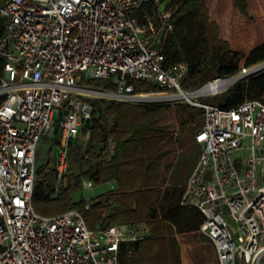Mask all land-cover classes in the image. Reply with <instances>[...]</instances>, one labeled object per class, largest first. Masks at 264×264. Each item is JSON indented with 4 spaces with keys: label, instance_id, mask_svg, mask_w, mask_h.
<instances>
[{
    "label": "built area",
    "instance_id": "2783aa9c",
    "mask_svg": "<svg viewBox=\"0 0 264 264\" xmlns=\"http://www.w3.org/2000/svg\"><path fill=\"white\" fill-rule=\"evenodd\" d=\"M179 10L176 0H0L7 21L0 41V264H120L122 242L150 236L146 223L92 230L80 211L43 216L32 205L41 141L58 128L57 197L72 145L95 117L93 100L202 109L194 137L201 153L182 205L202 214L199 233L219 264H264V96L233 108L200 101L260 74L264 61L185 90L188 64L164 65ZM92 80H109L114 89L88 85ZM133 81L159 91H137ZM94 187L83 181L84 191Z\"/></svg>",
    "mask_w": 264,
    "mask_h": 264
},
{
    "label": "trees",
    "instance_id": "16d2710c",
    "mask_svg": "<svg viewBox=\"0 0 264 264\" xmlns=\"http://www.w3.org/2000/svg\"><path fill=\"white\" fill-rule=\"evenodd\" d=\"M180 10L174 18L175 29L165 48V67L186 62L189 73L185 90L198 89L217 77H230L241 68L264 61V43L250 54L231 49L220 37L219 27L211 18L210 0H176ZM234 8L249 16L248 0H233ZM7 21L0 14V41L6 34ZM6 60L0 56V83ZM88 85L114 89L109 80H92ZM136 90L159 88L133 81ZM264 96V71L239 82L212 104L233 108L246 100ZM0 97V105L4 101ZM96 114L76 140L70 152L67 184L57 197L47 175L38 170L32 205L43 216H55L70 210L80 211L90 229L108 228L119 223L147 222L148 238L121 243L120 264H168L171 252L168 227L176 234L199 232L203 216L199 210L182 205L184 186H167L177 161L180 131L196 132L204 123L203 110L187 103L157 106L93 100ZM55 143L59 140V130ZM79 173L76 174L75 170ZM85 179L96 186L115 181L117 189L96 197L90 203L75 197ZM174 264H182L178 260Z\"/></svg>",
    "mask_w": 264,
    "mask_h": 264
},
{
    "label": "rangeland",
    "instance_id": "374dc122",
    "mask_svg": "<svg viewBox=\"0 0 264 264\" xmlns=\"http://www.w3.org/2000/svg\"><path fill=\"white\" fill-rule=\"evenodd\" d=\"M248 4L250 9L249 16H245L241 14L238 9L234 8L233 0L209 1L211 18L219 27L220 37L230 44L231 49L241 51L246 55L250 54L252 50L264 43V0H248ZM194 90L188 91L192 92ZM214 97L215 96L203 97L200 101L206 104H212ZM195 134L196 132L192 127H190V131L186 133L180 131L179 148L182 149V155L174 166L169 182H178L182 183V185L186 184L197 156L198 146L194 140ZM55 138H57V132L54 130L49 137L41 141L37 152V168L42 171V174L47 175L48 182L52 185L53 189L56 188V176L52 158ZM75 173L78 174L79 170L76 169ZM67 181L68 176L62 184L61 190L66 186ZM108 187L109 185L95 186L88 191H84L82 188L75 199L79 200L80 198H84L92 204V200L96 197L102 195V193L105 194L107 191L109 192L111 187ZM143 223H146L149 227L147 222ZM232 225L235 226V223L232 222ZM167 238L171 244L168 264H174L178 260L182 263V260L187 257L193 260H206L207 258L209 259V255L212 253L211 249L213 250L211 246L212 242L200 233L185 238H179L172 229L168 227ZM156 263L161 264L160 262Z\"/></svg>",
    "mask_w": 264,
    "mask_h": 264
},
{
    "label": "crops",
    "instance_id": "0c3cea01",
    "mask_svg": "<svg viewBox=\"0 0 264 264\" xmlns=\"http://www.w3.org/2000/svg\"><path fill=\"white\" fill-rule=\"evenodd\" d=\"M197 146H198V148H197V156H196V161L194 162V164H193V166H192V169H191V172L193 171V169H194V167L196 166V164H197V162H198V160H199V157H200V153H201V148H200V146L197 144ZM181 155H182V149H180L179 148V154H178V158H177V161H176V163L178 162V160L181 158ZM176 163H175V165H176ZM174 165V166H175ZM173 169H174V167H173ZM190 172V173H191ZM187 180V179H186ZM106 186L107 185H109V187H111V189H109V192L110 191H114V190H116L117 189V184H116V182L115 181H112V182H109V183H107V184H105ZM176 185H182V183H171V182H169L168 181V183H167V186H176ZM185 185V184H184ZM184 185H182V186H184ZM96 186V185H95ZM104 186V185H103ZM108 187V188H109ZM108 192V191H107ZM106 192V193H107ZM102 195H103V193H102ZM169 227L172 229V231L176 234V231H175V228L173 227V226H170L169 225ZM197 234H199V232H196V233H190V234H185V235H179V234H176V236H178L179 238L181 237V238H185V237H187V236H193V235H197ZM211 246L213 247V250L211 249V251H212V253H211V255H209L210 257H209V259L207 258L206 260H193V259H191V258H189V257H187V258H183L184 260H182L183 262H182V264H219L218 263V259H217V255H216V251H215V248H214V246L211 244ZM184 257V256H183Z\"/></svg>",
    "mask_w": 264,
    "mask_h": 264
},
{
    "label": "bare ground",
    "instance_id": "6f19581e",
    "mask_svg": "<svg viewBox=\"0 0 264 264\" xmlns=\"http://www.w3.org/2000/svg\"><path fill=\"white\" fill-rule=\"evenodd\" d=\"M208 90H209V91H215V90H216V84H214V83L212 84V83H211V84L208 86Z\"/></svg>",
    "mask_w": 264,
    "mask_h": 264
},
{
    "label": "water",
    "instance_id": "95a60500",
    "mask_svg": "<svg viewBox=\"0 0 264 264\" xmlns=\"http://www.w3.org/2000/svg\"><path fill=\"white\" fill-rule=\"evenodd\" d=\"M204 87H206V85L202 86L201 89L204 88Z\"/></svg>",
    "mask_w": 264,
    "mask_h": 264
}]
</instances>
